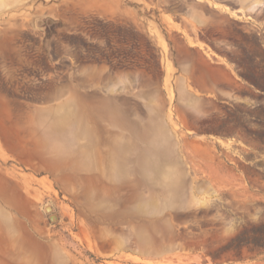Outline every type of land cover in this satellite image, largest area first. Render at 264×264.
Here are the masks:
<instances>
[{
  "label": "rangeland",
  "instance_id": "rangeland-1",
  "mask_svg": "<svg viewBox=\"0 0 264 264\" xmlns=\"http://www.w3.org/2000/svg\"><path fill=\"white\" fill-rule=\"evenodd\" d=\"M263 219L264 0H0V264H264L208 254Z\"/></svg>",
  "mask_w": 264,
  "mask_h": 264
},
{
  "label": "crops",
  "instance_id": "crops-1",
  "mask_svg": "<svg viewBox=\"0 0 264 264\" xmlns=\"http://www.w3.org/2000/svg\"><path fill=\"white\" fill-rule=\"evenodd\" d=\"M191 38L193 39V42L191 43L188 39H186V43L181 46L180 48V54H182V59L184 62V67L182 68V77L187 79H193L194 85H201L197 79H201L202 77V69L200 66V55L206 54L207 50L198 42V36L192 35ZM216 65L212 68L211 76L206 73L205 76H210L212 79L216 80V86L220 88V86H225V80L229 77H232V72L228 71V69L223 65L221 61L216 60ZM204 70H208L207 68ZM207 72V71H206ZM224 81V82H223ZM217 88V91L219 89ZM126 123L128 125H126ZM129 126V122L127 121H120V125ZM83 132L79 131H71L67 132L66 139H68L69 136H71V139H69V142H72L73 137L75 139H78L79 137L83 136ZM69 148H75V149H84V148H91L89 146H71Z\"/></svg>",
  "mask_w": 264,
  "mask_h": 264
},
{
  "label": "trees",
  "instance_id": "trees-1",
  "mask_svg": "<svg viewBox=\"0 0 264 264\" xmlns=\"http://www.w3.org/2000/svg\"><path fill=\"white\" fill-rule=\"evenodd\" d=\"M264 252V219L248 224L236 236L208 254L216 263L243 259L246 252Z\"/></svg>",
  "mask_w": 264,
  "mask_h": 264
},
{
  "label": "water",
  "instance_id": "water-1",
  "mask_svg": "<svg viewBox=\"0 0 264 264\" xmlns=\"http://www.w3.org/2000/svg\"><path fill=\"white\" fill-rule=\"evenodd\" d=\"M47 209L50 210V209H52V207L48 206ZM55 217H56V215H52V219H55Z\"/></svg>",
  "mask_w": 264,
  "mask_h": 264
}]
</instances>
